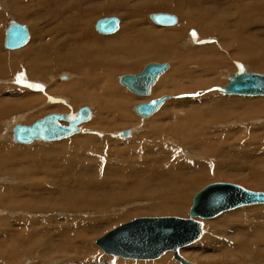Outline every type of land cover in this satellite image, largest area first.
Segmentation results:
<instances>
[{
	"label": "rangeland",
	"instance_id": "1",
	"mask_svg": "<svg viewBox=\"0 0 264 264\" xmlns=\"http://www.w3.org/2000/svg\"><path fill=\"white\" fill-rule=\"evenodd\" d=\"M30 1L31 0H0V131L3 132L2 129H4L2 127L4 125H1L2 120L9 119V123L12 118L15 120L14 117H17L19 113H22V116L24 117L26 116L25 119L23 118L24 120L20 119L21 123H17H20L22 125H31L32 123L50 113L67 115L69 113L73 114L83 106H87L91 109L92 118L89 122L80 126L79 134L73 135L69 138H64L60 141L49 143L36 142L31 145L19 146L18 144H14L11 139H8L10 135H12L11 130L10 132H8L10 133V135L7 136L8 142H0V149L4 146H8L17 152L22 151L25 155L24 159H17L18 157L14 156L13 158L15 161L12 160L13 158L11 159V161L3 155L1 156L0 151V165L2 169H5V167L11 166L13 164H17L18 168L19 166L22 167V172L26 171L23 173L31 174L32 171L33 176L31 177V179L33 180H31L30 183L29 180L26 181L24 179L22 181L21 175L18 172H8L4 170L0 171V199L2 198L1 196L5 193L12 196L11 198L14 200L15 195L17 197L20 196L21 198L19 197V199L17 200L19 202H24V200H28L29 197L32 196H35L36 198V201H34L33 204L35 208L32 206V208H29L30 210L27 208L19 209L18 207L8 208L6 206H3L0 202V264H149L155 262H159L158 264H181L174 259L173 253L170 252L153 261H136L117 258L112 255L104 254L102 250L98 246H96L95 241L109 230L135 218H188V212L192 205V198L197 192L202 190L208 184L220 182L232 183L240 185L243 188L251 191L264 192V186L258 183L259 181H257L256 179L257 175L264 178V107H261L264 106V102H262V100H264V96L226 95L218 91L219 88H222L229 84L230 78L234 77V75L238 71H240V69H244L246 72L258 74H264V71H259V69L254 68L251 64V60L249 61L240 57L236 58L237 56L235 54L239 53L240 49L234 51L235 47H237L234 39L239 38L237 36L235 37V34H231L233 35H230L232 38L228 37L226 38L227 40H223V36L226 35L223 29L226 25L223 23V27L219 29V21L221 20H213L214 23H209L211 26L215 25L214 27L219 29V31L211 30L209 36H205L203 38L204 40H202L201 38V40H198V42H196L195 40L199 32L194 29L195 27L191 28L190 31H188L186 35L180 39L179 42L173 45L176 47H172L176 55L173 60H156L155 54L160 53L161 47H159V45L163 43V41L157 38V36L160 35V30L172 29L177 27L178 25H181V16H179L175 12V10H182V12H185L189 9L197 10V6H201L203 4L205 8V15H210L212 9H215V11L213 12L217 13L216 8H212L211 4L207 3V5H205L206 0H33L31 4ZM257 1L242 0L241 3L242 6H244L245 4L248 5V3L253 6L264 4V0H260V2L259 0ZM217 2L222 6L221 10L227 9V12L230 8L235 6L234 1L232 0H218ZM241 3L239 4L241 5ZM162 4H164L165 6H161ZM68 5L70 7V11L67 12ZM234 11L235 13H238L239 7L236 6L234 8ZM85 12H87L86 16L87 19H89L87 28L88 32H90V42L86 47L87 49H91L95 43L101 47L104 45L102 48H105V46H109L108 42H111L112 39L114 40V37H116L117 39L119 34L120 36H123L125 34L123 32L125 31L127 33V30H125V25L131 24L134 27L133 31L130 32L132 33L131 36L136 37L140 33H142L143 35L142 39L145 43V49L144 51H142L143 54L140 55L141 60L145 61H140V63H138L137 65L136 63L132 64V67H130V69H128L127 71L124 70L123 72H120V70H117V72L110 71L112 73L111 74L108 69L101 67V71H99L100 73H94L90 71L91 69H89V63L93 62V57L99 56L101 53L104 54L105 52H110L106 48V50H102V48H99L98 55L94 54L93 52L87 54L84 63L88 65V68H83L84 70L78 73L76 70L74 71L73 69L61 66L60 63L58 64V66L57 64L55 65L53 61L54 57L52 56L54 55V50L53 52H51V54L49 52L44 53L43 55L40 54V48H42L45 44L52 41L54 43L56 42L55 32L58 30H55L53 32V29L59 28L62 25V20H58L59 16L64 15V19L66 17L69 19L73 16L76 19H81L80 15L82 13L84 14ZM92 12H94V14L89 17ZM155 13H167L174 15L176 17V24L170 27L156 25L150 20V16ZM230 14L234 15V13L232 12ZM111 16H115L119 19L118 30L111 35L99 34L95 29L96 22L99 19ZM202 17L203 16H200L193 21H204ZM212 18L215 19L214 17ZM11 21L23 24L28 29V43L24 47L17 50H7L3 46L5 31ZM222 21L224 20L222 19ZM260 22L261 20L257 23L251 24V31L246 32V35H244L245 37L242 36V40L244 38L249 39L251 36V39L245 45L247 46V44L251 43L254 48L253 51L255 52L257 49L255 44L258 41H262L264 43V24L261 25ZM229 23L232 24L231 21L228 20V25L230 26ZM245 24V27H249L247 26V22H245ZM228 30L231 33L235 32V29L232 27H229ZM76 33L78 32H74V34ZM130 33H127V35H129ZM65 38H67L66 33L64 34V36H62L61 39L64 40ZM154 38H156L155 42H153ZM77 39H75L76 42H78ZM228 40H230V42H227ZM118 42L122 44L120 40ZM156 43H158L159 45ZM222 43L226 45H229L230 43V50L223 49L224 46ZM32 45V50L27 54V52L30 50V46L32 47ZM186 45L192 47H197L198 45H210V47L208 46L206 51L210 52L215 50L214 52L222 57L218 60H214L216 55L211 58L209 57V53V55L207 54V57L206 55L203 56L202 54L204 53V51H199L201 53L195 55L194 52H186V50L185 52L187 54L185 53L184 56L183 49L186 48ZM121 46L123 47L124 44H122ZM242 46L244 45L242 44ZM36 49L38 50L36 51ZM119 49L120 48L117 49V55L121 53ZM60 53H62V55L66 54L65 51H60ZM32 55H39L37 61L38 65L32 62ZM115 55L116 53L113 52V55L109 56L108 62L113 63L118 61L119 58H117V55L115 57ZM41 56H43L44 59L47 60L43 61L41 59ZM126 56L127 54H125V57ZM178 56H183L186 59ZM189 57V61H192L194 59L190 64H188ZM88 58L90 59L88 60ZM111 59H114L115 61H112ZM1 60L3 61L2 63ZM48 60H52L51 66L46 65V63H48ZM179 60L181 61L179 62ZM153 62L159 64H167L168 70L158 79L149 96H136L120 84V76L125 74L140 73L145 65ZM55 63H57V61H55ZM199 64H202L201 68L197 66ZM127 66L130 65L128 64ZM27 74L30 75L27 76ZM82 74L86 76L90 75L91 79L97 83H93L90 79H87L89 82L87 80L85 81V79H83L81 76ZM68 75L72 77H69ZM91 75L94 77H92ZM181 76H185L186 78H183L180 80L181 82H178L176 77L179 78ZM63 77L65 79H63ZM50 78H55V81H52L53 83L50 82ZM97 78L99 79V81H101L99 82ZM21 79H25L33 86H35L36 83L37 85L35 86V88L24 86L22 85ZM106 79L108 82L109 80H111L113 82L112 85L115 86L113 87L109 85L111 84V81L108 84ZM213 80L218 81H216L214 83L215 85L212 86ZM86 82L87 84H85ZM55 83H69L73 85H78L79 83L81 84L80 88L83 94H90L92 96L95 95L98 98H103L104 102L101 101L100 98L99 102L103 104L105 108L103 109V115L105 112L107 113H105L102 118L104 119L105 117L106 122L108 121L111 124L113 123L115 125H118V127L114 126L109 130H106L104 128H92L91 124L97 117V109L95 108L98 107L94 103L73 105L70 102L71 97L68 95L64 97H50V94L46 93L45 86L47 84L54 85ZM96 85L101 87H97ZM92 86L94 87V89H98L94 90L92 89ZM110 88H112L114 91H112ZM114 93H117V96ZM36 94L38 98H41V102H39L38 104L36 100L37 98H33L34 100L32 99V97H36ZM162 96H166V100L161 105V107L148 119H141L134 112V108L136 105L147 103L150 100L157 99ZM121 97L128 98V101L123 102L122 100H119L118 98ZM224 97L228 98L229 100H222L221 98ZM65 98L69 100H66ZM235 98H238L239 100ZM241 100H244L247 103L240 104ZM176 101H179L181 105L183 103L184 106L173 108L171 106V103H175ZM233 101H238L236 106L230 105ZM17 102L19 105L21 104L20 106H22L20 107V109L18 108L19 111L16 106ZM20 102L25 103L23 104ZM109 102L111 104H109ZM68 103L70 106L68 105ZM253 105H255L257 110L253 109ZM50 106H60L63 110L56 111L49 108ZM217 106L225 107L218 110L219 108ZM12 108H14L15 111ZM5 109L11 110L7 112L5 111ZM176 109L178 110L176 111ZM233 109L234 111L231 112ZM240 109L242 111L241 116L244 118L246 117L245 119H240L237 116V113ZM3 110L5 111V113ZM188 110H195L198 116V123L196 121L198 126L196 125V127H194V129H192V132L190 133L186 132L188 129H185L186 125H183V121L187 119ZM205 110H207V112L210 110H215L214 115L208 113L201 114ZM161 111L163 113L168 112V118L162 117L163 113ZM222 111H225V113L229 111L232 114L227 113L226 115L229 117L223 116L222 118L217 119L216 114ZM170 112H172V115L170 114ZM156 115H158L160 118L158 117L156 119L155 124H153L152 122L148 123V121H150V119L155 117ZM122 116H129L130 118H132L131 124L129 126L122 122ZM115 117L118 119H115ZM137 120L139 122H137ZM149 124H151V126ZM171 125L173 127L175 126V128H171ZM8 127L10 126H6V129H8ZM156 127L158 129H156ZM167 127L171 130H169ZM126 130H133V133L129 138L123 139L117 135L120 131ZM154 132L160 133L156 134ZM83 139H89L93 141L91 144L92 147H90V145H88L87 149L83 147H79V149L74 147L75 149H77L75 150L74 148H72L73 146L69 144L66 146V151L68 152L67 154L70 155L71 152L78 151L76 154L79 155L78 157L81 156L80 159L78 158V160H84L85 164H88H86L87 169L96 168V170L99 171V177L97 175H95L94 177H91L89 174L83 175V173L85 172H78L80 170L77 171L72 167L70 172L61 175V172H59L61 170L56 164L59 163V161H61L63 157L54 158L48 155L45 156V151L50 150L48 149L50 147L63 145L72 140H79L80 142L86 143V141ZM202 142H207L209 145H211L207 146V149H203L198 145ZM136 145L141 146L140 148H137ZM130 147L132 149H130ZM156 147H161L162 150L167 152L169 151V155L171 154L169 160H166L164 163H160V166L158 164L156 166L152 165L148 166V168L146 167L145 169H142L143 164H141V162L145 161L143 159L145 153L142 152L148 150L147 153H149V155L152 157L154 151L150 150H153ZM211 147H214V149L212 150ZM95 148H100L101 150H97ZM96 150L98 152L100 151L99 153L101 154H98ZM157 155L159 156L160 154ZM124 157L126 158V160L124 159ZM53 159H55V161H53ZM51 161L53 162L51 163ZM128 162L131 165L128 164ZM21 163L24 164V166ZM89 163L91 164V166ZM97 163H99L100 165H97ZM123 163L125 164L123 165ZM133 163L141 164V166L136 165L133 167L137 169V167L139 166V169L137 170L141 174L142 179L145 180V183L142 182L144 184L143 189H139L140 184H135V182L131 179V177L135 175V171L130 172L128 171V169H130V167L133 168ZM108 164L113 168L116 165L115 169H113L112 167H109V169L107 166ZM162 166L163 168H165V170L162 171L165 172L161 173L159 169H161ZM171 168L174 171H171ZM27 169L31 171L29 172ZM106 169L108 170V172L105 171ZM72 170L76 172H73ZM142 170H146V173L142 174ZM205 171L212 173L210 178H204L206 180L197 185L196 189L193 187L195 190L189 189L187 194H185L186 196L182 195L179 196V199H171L168 202H172L169 205H175L178 210L181 209L179 212H167L164 214L161 213L160 215L158 214L160 213L158 211H161V209L145 213L138 212L137 214L132 215L131 211L134 209L141 207L154 208L162 204L161 200H159V198H156L155 196L145 197L147 195H151L153 191L155 192L161 190L157 189L156 186H154L160 184L159 178L161 176L164 177V179H167V176L169 175L170 177L168 178H176V183L180 187H175V189L178 190L185 187L188 188L187 185L192 177L196 178L197 180L201 178L203 179V176L205 175L203 173ZM33 172H35V175H33ZM112 173H116L118 176L115 174L116 178L115 175H112V177ZM12 177L20 178L21 183L19 184L15 182V179L13 180ZM79 178L83 179L80 180ZM34 180H37L40 183L37 184L38 189L31 190L35 187L33 185H30L32 184V182H34ZM89 180H93V185L87 183L90 182ZM167 181H165L166 188L167 185H169V181ZM58 182L59 184H57ZM60 182H62V184ZM63 185L65 188L63 187ZM89 185H92L93 188H91ZM257 185L258 187L261 185V187L258 188ZM147 186L154 187L146 188ZM153 188L154 190H152ZM57 189L69 190L70 192L67 195V198H61V190H58V193ZM122 189L127 192L134 191V193L136 194L141 193L140 190H142L143 194L134 197L126 195L122 199L120 196L115 195L116 190L117 192H121L120 190ZM103 190L104 193H102ZM163 190L165 191L166 189L163 188ZM176 190L174 191L178 192ZM54 192H56L57 196H54ZM50 193L52 194L51 196L49 195ZM76 193H82L81 195L84 196L79 201L82 206L85 205L84 207L76 208L70 206L66 209H56V211L50 209L48 204L49 202L51 204H54L52 202H54L55 200L59 201L58 199L69 200L73 202V200L76 199ZM48 195L50 197H53L52 202L48 200ZM54 197H57L58 199L56 198L54 200ZM89 202L91 204L90 207L86 206V204H88ZM162 208L163 210L168 211V208H164L163 206ZM180 212L182 213L180 214ZM31 220H33L34 224L33 226H29L32 228V231L28 233L26 232L28 231L27 223ZM200 222L203 224V231L200 238L196 242L190 244L189 246H186L180 251V256L185 260L187 264H264V205L241 207L228 213H224L215 219ZM27 239H32L33 241V245L31 246V248L27 244ZM49 242H52V244L50 245ZM24 243H26L27 245H25ZM87 246L88 248H86ZM31 249L33 250L31 251ZM7 254H9V256ZM164 256L168 258H165ZM107 257H109L110 259ZM162 257L165 258L164 261L162 260Z\"/></svg>",
	"mask_w": 264,
	"mask_h": 264
},
{
	"label": "bare ground",
	"instance_id": "2",
	"mask_svg": "<svg viewBox=\"0 0 264 264\" xmlns=\"http://www.w3.org/2000/svg\"><path fill=\"white\" fill-rule=\"evenodd\" d=\"M43 1V0H42ZM71 1V0H70ZM209 1H212V2H209ZM218 0H216V1H214V0H206L205 1V5H207V3H209V4H211L212 5V8H216V10H217V13H215V12H213V11H215V9H212L211 10V12H210V15H205L204 14V11H205V8H204V5L202 4L201 6H197V10H187V11H185V12H182V10H175V12L179 15V16H181V18H180V20H181V25L179 26H177V27H175V28H172V29H164V30H160V35L159 36H157V38L159 39V40H161V41H163V43L161 44V45H159L158 43H156V44H158L159 45V47H161L160 48V53H157V54H155V57H156V60L157 59H159V61L161 60V61H166V60H173V58L176 56L175 55V52H174V47L175 46H173L174 44H176L177 42H179L180 41V39L183 37V36H185L186 35V33L188 32V31H190V29L191 28H193V27H195L194 29H196L198 32H199V34L197 35V37H196V42H198V40H201V38H202V40H204L203 38L206 36H209V34H210V32H211V30H215V31H219V29H221V27H223L222 25H223V23L226 25L225 26V28L223 29V31L226 33V35L225 36H223L224 38H222L223 40L224 39H226V38H228V37H231V36H233V35H231V34H235V37L237 36L239 39H234L235 40V44L237 45V47H235V49H234V51L235 50H238V49H240V52L239 53H237V54H235L237 57L236 58H238V57H240V58H242V59H246V60H251V64L253 65V67L254 68H256V69H259V71H264V43L261 41H258L256 44H255V46L257 47V49H256V52L255 51H253V46L251 45V43L250 44H247V46H249V47H247L245 44L251 39V36H250V38L249 39H243L242 40V36H244V35H246L245 33L246 32H249V31H251V24H254V23H257L258 21H260L261 20V25L262 24H264V4H259V5H257V6H253V5H251V4H249L248 3V5L247 4H245L244 6H242V0H232V1H234V3H235V6L234 7H232V8H230L229 9V11L227 12V9H225V10H221V5H219L218 4V2H217ZM231 1V0H230ZM244 1V0H243ZM251 1H257V0H251ZM33 2V0H31L30 1V4ZM258 2V1H257ZM259 2H260V0H259ZM239 3H241V5L239 4ZM247 3V2H246ZM261 3H263V2H261ZM65 4V3H64ZM79 4V3H78ZM66 5H67V3H66ZM215 5H219V6H215ZM161 6H165L164 4H162ZM236 6H238L239 7V12L238 13H235V11H234V8L236 7ZM79 7V6H78ZM77 8V7H76ZM122 8V7H121ZM98 10V9H97ZM138 10V9H137ZM172 10V9H171ZM68 11H70V7H69V5H68V7H67V12ZM173 11V10H172ZM222 11H226V12H222ZM47 12V11H46ZM89 12H91V11H89ZM234 13V15H231L230 13ZM49 13V12H48ZM86 13L87 12H85L84 14L82 13L80 16H81V19L79 18V19H76V18H74V16L73 17H71V18H65L64 19V15H61V16H59L58 17V20H62V25L59 27V28H55V29H53V32L55 31V30H58V31H56L55 32V34H56V36H55V38H56V42L54 43L53 41L52 42H50V43H47V44H45L42 48H40V54H44V53H47V52H49L50 54H51V52H53V50H54V55H52L53 57H54V59H53V61H54V64L56 65L57 64V66H58V64L60 63L61 64V66H63V67H65V68H69V69H73L74 71L76 70L78 73H80L82 70H84L85 68H88V65H86L85 63H84V61H85V59H86V57H87V54H89L90 52H93L94 54H96V55H98L99 53V48H102L101 46H98V44H94L93 45V47L91 48V49H87L86 47H87V45L89 44V42H90V40H89V37H90V32H88V28H87V25L89 24V19H87V16H86ZM35 14V13H34ZM62 14V13H61ZM92 14H94V12H92L90 15H89V17H91V15ZM156 15L158 14V15H169V16H172V17H174V19H175V21H176V17L174 16V15H172V14H167V13H155ZM152 15H154V14H152ZM151 15V16H152ZM94 16V15H93ZM151 16H150V20L152 21V19H151ZM200 16H203L202 17V19L204 20V21H199V22H194L193 20H195V19H197L198 17H200ZM221 16H223V17H221ZM79 17V16H78ZM212 17H214L215 19H213ZM231 17H233V18H231ZM19 18H21V17H19ZM222 19L224 20V21H222ZM21 20V19H20ZM100 20V19H99ZM213 20H221V21H219V23H220V28L219 29H217L216 27H214L215 25H213V26H211L209 23H212L213 22ZM228 20L229 21H231V23L232 24H230V26L228 25ZM23 21V20H22ZM16 23V22H14V21H11L10 23H9V25L11 24V23ZM153 22V21H152ZM245 22H247V26H249V27H245L246 26V24H245ZM18 23V22H17ZM97 23V22H96ZM214 23V22H213ZM20 24V23H19ZM176 24V22L174 23V24H172V25H170V26H173V25H175ZM244 24H245V26H244ZM8 25V26H9ZM23 25V24H22ZM157 25V24H156ZM25 26V25H24ZM96 26V25H95ZM118 26H119V24H118ZM159 26H162V25H159ZM170 26H166V27H170ZM229 27H232V28H234L235 30V32H233V33H231L228 29H229ZM264 27V26H263ZM8 28V27H7ZM7 28H6V30H7ZM27 28V27H26ZM96 29V28H95ZM133 29H134V27L131 25V24H127V25H125V30H127V33H130L131 31H133ZM159 30V29H158ZM124 31V30H123ZM136 31V30H135ZM138 31V30H137ZM6 32V31H5ZM27 32H28V29H27ZM74 32H78V33H76V34H74ZM221 32V31H220ZM67 34V38H65L64 40H62L61 38H62V36H64V34ZM123 33H125L123 36H120V34L118 35V37H117V39H116V37H114V40L112 39V41L110 42H108V45L109 46H105V48L107 49V50H109L110 52L109 53H101L99 56H96V57H93V62L92 63H89L90 64V68L89 69H91L90 71L91 72H99V71H101L100 70V68L101 67H103V68H105V69H108L109 70V72L111 71V72H117V70L119 71L120 70V72L122 71H124V70H128V69H130V67H132L131 65L132 64H135L136 63V65L138 64V63H140V61H142V62H144L145 60H141V55L140 54H143V52L142 51H144V49H145V43H144V40L142 39V37H143V35H142V33H140L138 36H136V37H133V36H131V34L132 33H130L129 35H127V33H126V31L125 32H123ZM122 33V34H123ZM40 34V33H39ZM136 34V33H135ZM222 34V33H221ZM224 34V33H223ZM46 35H48V34H46ZM45 35V36H46ZM231 35V36H230ZM264 35V34H263ZM69 36V37H68ZM256 36V35H255ZM245 37V36H244ZM254 37V36H253ZM252 37V38H253ZM4 38H5V35H4ZM69 38V39H68ZM78 38V39H77ZM232 38V37H231ZM256 38V37H255ZM41 39V38H40ZM75 39H77L78 40V42H76L75 41ZM116 39V40H115ZM28 40H29V35H28ZM37 40V39H36ZM121 41L122 42V44H124V46L122 47L121 45V43L120 42H118V41ZM155 40H156V38H154L153 39V42H155ZM227 40V39H226ZM95 41V40H94ZM128 41H130V42H128ZM151 42V41H150ZM193 42V41H192ZM217 42V41H216ZM227 42H230V40H228ZM27 43H28V41H27ZM26 43V44H27ZM185 43V42H184ZM187 43V42H186ZM25 44V45H26ZM121 44V45H120ZM205 44V43H204ZM223 44V43H222ZM242 44L244 45V46H242ZM24 45V46H25ZM3 46H4V42H3ZM23 46V47H24ZM208 46L210 47V45H203V46H197V47H192V46H188V45H186V48H184L183 50H184V52H183V54H184V56H185V53L186 52H188V51H192V53L194 52L195 53V55L196 54H198V53H201V52H199V51H204V53L202 54L203 56H205L206 55V57L210 54V56L209 57H211V58H213V56L214 55H216L215 56V59L214 60H218V59H220L222 56H220L219 54H217V53H215L214 51L215 50H213V51H210V52H207L206 50H207V48H208ZM221 46V45H220ZM223 46H224V48L223 49H225V50H230V48H231V46H230V43H229V45H226V44H223ZM232 46H233V44H232ZM170 47V48H169ZM173 47V48H172ZM5 48V47H4ZM31 48H33V45H32V47L30 46V50L27 52V54L32 50ZM37 48V47H36ZM105 48H102V50L103 49H105ZM118 48H120L119 50H120V54L119 55H117V49ZM176 48V47H175ZM6 49V48H5ZM105 49V50H106ZM113 50V52L114 53H116V55H117V58H119L118 59V61H116V62H108V58H109V56L110 55H113V52H112V50ZM8 50V49H7ZM38 49H36V51H37ZM185 50H186V52H185ZM60 51H65V53L66 54H68V55H62V53H60ZM178 51V50H177ZM207 52V53H206ZM24 53H26V52H24ZM181 53V52H180ZM191 53V54H192ZM209 53V54H208ZM125 54H127V56L125 57ZM187 54V53H186ZM208 54V55H207ZM92 55V54H91ZM90 55V56H91ZM116 55H115V57H116ZM178 55V54H177ZM24 56V55H23ZM51 56V57H52ZM62 56V57H61ZM82 56H84V57H82ZM95 56V55H94ZM187 56V55H186ZM193 56H194V54H193ZM192 56V57H193ZM178 57H183V56H178ZM7 58H8V56H7ZM16 58V57H15ZM18 58V57H17ZM22 58V57H21ZM38 58H39V55H32L31 56V60H32V62L33 63H36V65H38L37 64V61H38ZM184 59H186L185 57H183ZM233 58V57H232ZM10 59V58H9ZM41 59L43 60V61H45V60H47V59H44V57L43 56H41ZM49 59H51V58H49ZM90 58H88V60H89ZM184 59H182V60H184ZM189 59H190V57L188 58V61H189ZM15 60V59H14ZM92 60V59H91ZM112 60V59H111ZM114 60V59H113ZM112 60V61H113ZM194 60V59H193ZM192 60V61H193ZM41 61V60H40ZM55 61H57V63H55ZM115 61V60H114ZM120 61H122V62H120ZM129 61V62H128ZM181 60H179V62H180ZM186 61V60H185ZM184 61V62H185ZM191 60L189 61V63L188 64H190L191 62H192ZM3 61L1 60V63H2ZM47 62V61H46ZM88 62V61H87ZM86 62V63H87ZM128 62V63H127ZM175 62H177V61H175ZM184 62H181V63H184ZM127 63V64H126ZM167 63V62H166ZM197 63H199V62H197ZM215 63V62H214ZM130 65V66H127V65ZM149 64H156V63H149ZM149 64H147V65H149ZM159 64V63H158ZM179 64V63H178ZM193 64V63H192ZM13 65V64H12ZM25 65V64H24ZM43 65V64H42ZM45 65V64H44ZM46 65H48V66H51L52 65V60L50 61V60H48V63H46ZM147 65H145V66H147ZM161 65H163V64H161ZM164 65H166V69H165V71L162 73V74H160V75H158V77L156 78V80H155V82L154 83H152L151 85H150V87H148V95L146 94V95H137V94H135V93H132L130 90H128V88L126 87V86H124L129 92H131L132 94H134V95H136V96H141V97H146V96H149L150 95V93H151V91H152V88L154 87V85L156 84V82L158 81V79L168 70V65L167 64H164ZM185 65V64H184ZM187 65V64H186ZM201 65L202 64H199V65H197V66H199L200 68H201ZM211 65V64H210ZM209 65V66H210ZM28 66V65H27ZM31 66V65H30ZM144 66V67H145ZM179 66V65H178ZM181 66V65H180ZM36 67V66H35ZM30 68V67H29ZM28 68V69H29ZM84 68V69H83ZM102 68V69H103ZM184 68V67H183ZM18 69V68H17ZM132 69V68H131ZM144 69V68H143ZM142 69V70H143ZM26 70H27V68H26ZM171 70V69H170ZM255 70V69H254ZM37 71V70H36ZM86 71V70H85ZM106 71V70H105ZM104 71V72H105ZM240 71H243L244 73H251V72H246L244 69H240ZM240 71H238V72H240ZM33 72V71H32ZM110 72V73H111ZM29 73V72H28ZM41 73V72H40ZM100 73V72H99ZM107 73H108V71H107ZM125 73V72H124ZM234 73V72H233ZM83 74H84V72H83ZM81 75L82 76V78L83 79H85V81L87 80V79H90L93 83H97V82H94L92 79H91V77H90V75L89 76H86V75ZM91 74V73H90ZM93 74V73H92ZM112 74V73H111ZM120 74V73H119ZM137 74H139V73H137ZM169 74V73H168ZM258 74V73H257ZM30 75V74H29ZM28 74H27V76H29ZM36 75V74H35ZM34 75V76H35ZM40 75V74H39ZM42 75V74H41ZM44 75V74H43ZM94 75V74H93ZM106 75V74H105ZM125 75H134V74H125ZM33 76V75H32ZM37 76V75H36ZM69 76V75H68ZM67 76V77H68ZM92 76V75H91ZM123 76V75H122ZM69 77H72V76H69ZM92 77H94V76H92ZM95 77H96V75H95ZM99 77V76H98ZM121 77V76H120ZM167 77V76H166ZM100 78V77H99ZM106 78V77H105ZM104 78V79H105ZM110 78V77H109ZM177 78V80H178V82H181L180 80L181 79H183V78H186L185 76H181V77H176ZM233 78V77H232ZM55 78H50L49 79V81L50 82H52V81H55L54 80ZM63 79H65L64 77H63ZM94 79H96V78H94ZM98 79V78H97ZM226 79V78H225ZM18 80V79H17ZM22 80V85H24V86H29L30 88H35V86L37 85V83H36V85L35 86H33L32 84H30L28 81H26L25 79H21ZM164 80V79H163ZM176 80V81H177ZM228 80V79H227ZM80 81V80H79ZM88 81V80H87ZM98 81H99V79H98ZM101 81V80H100ZM99 81V82H100ZM103 81V80H102ZM105 81V80H104ZM106 81H107V79H106ZM111 80H109V82H110ZM184 81V80H183ZM216 81H218V80H213L212 81V86L213 85H215L214 83L216 82ZM89 82V81H88ZM108 82V81H107ZM109 82H108V84H109ZM119 82H120V78H119ZM164 82V81H163ZM53 83V82H52ZM111 84H109V85H111V86H113L112 84H113V82L111 81L110 82ZM161 83V82H160ZM35 84V83H34ZM85 84H87V82L85 83ZM101 84V83H100ZM104 84V83H103ZM80 85L81 84H79L78 83V85H73V84H65V83H55L54 85L52 84V85H49V84H47L45 87H46V93L47 94H50V97H53L54 98V96L55 97H61V96H66V95H68V96H70L71 98H70V102L73 104V105H81V104H95L98 108H95V109H97V117L94 119V121H93V123L91 124V127L92 128H98V129H102V128H104V129H106V130H109V129H112L114 126H117L118 127V125H115V124H111V123H109L108 121L106 122L105 121V117H104V119L102 118V116H104L105 115V113H107V112H105L104 113V115H103V109H105L104 108V106H103V104H101L99 101L101 100V101H103V98H100V100H99V98L98 97H96L95 95L94 96H92V95H90V94H83L82 92H81V88H80ZM89 85V84H88ZM91 85V84H90ZM92 85H95V84H92ZM105 85V84H104ZM159 85V84H158ZM38 86H39V84H38ZM43 86H44V84H43ZM82 86H84V85H82ZM85 86H87V85H85ZM97 86V85H96ZM95 86V87H96ZM115 86V85H114ZM113 86V87H114ZM123 86V85H122ZM160 86V85H159ZM218 86V85H217ZM93 87V86H92ZM97 87H101V86H97ZM173 87V86H172ZM174 87H176V86H174ZM92 89H94V87L92 88ZM92 89H91V91H92ZM96 89H98V88H96ZM96 89H94V90H96ZM112 91H114L112 88H110ZM174 89V88H173ZM87 90V89H86ZM104 90V89H103ZM171 90V89H170ZM89 91V90H88ZM93 92H96V91H93ZM92 92V93H93ZM99 93V92H98ZM112 93V92H111ZM32 94V93H31ZM31 94H30V96H31ZM35 94V93H34ZM100 94V93H99ZM102 94H103V92H102ZM116 96H117V93H114ZM193 94H195V93H193ZM105 95V94H104ZM110 95H112V94H110ZM114 95V96H115ZM120 95V94H119ZM36 97H32V99L33 98H37L36 100H37V104L39 103V102H41V98L39 97H37V94L35 95ZM39 96V95H38ZM107 96H109V95H107ZM121 96V95H120ZM47 97H49V96H47ZM109 97H111V96H109ZM113 97V96H112ZM163 97V96H162ZM162 97H160V98H162ZM261 97H263V96H261ZM30 98V97H29ZM108 98V97H107ZM114 98V97H113ZM160 98H157V99H153V100H150L149 102H147V103H150V102H155V101H157V100H159ZM166 96H165V100H166ZM27 99V98H26ZM51 99V98H50ZM64 99V98H63ZM66 100H69V99H67V98H65ZM110 99H112V98H110ZM116 99V98H115ZM119 100H122L123 102H126V101H128V98H126V97H121V98H118ZM130 99V98H129ZM222 100H229L228 98H221ZM235 99H238V98H235ZM6 100V99H5ZM34 100V99H33ZM118 100V101H119ZM164 100V101H165ZM239 100V99H238ZM262 100V99H261ZM28 102V101H27ZM67 102H69V101H67ZM104 102V101H103ZM102 102V103H103ZM231 102V101H230ZM262 102H264V100H262ZM20 103H23V102H20ZM25 103V102H24ZM23 103V104H24ZM65 103H66V101H65ZM107 103V102H106ZM164 103V102H163ZM173 103L174 102H172L171 103V106L173 107V108H177V107H179V106H184V104L182 103V105H181V103L178 101H176L175 103H174V105H173ZM233 103H235V104H233ZM237 103H238V101H233L230 105H233V106H236L237 105ZM243 103H247L246 101H244V100H241V102H240V104H243ZM28 104V103H27ZM36 104V105H37ZM109 104H111L110 102H109ZM125 104V103H124ZM141 104H146V103H141ZM4 105V104H3ZM21 105V104H20ZM19 104H18V102L16 103V106H17V109L19 108L20 109V107H22V106H20ZM52 105V104H51ZM66 105V104H65ZM65 105H63V106H65ZM68 105H69V103H68ZM138 105H140V104H138ZM138 105H136V106H138ZM263 105H264V103H263ZM70 106V105H69ZM109 106V105H108ZM136 106H135V108H136ZM239 106H241V105H239ZM29 107H31V106H29ZM87 107V106H86ZM94 107V106H93ZM107 107V106H106ZM161 107V106H160ZM181 107V108H182ZM215 107V106H214ZM218 107V106H217ZM225 107V106H224ZM223 106H219L218 108V110H220L221 108H224ZM261 107H264V106H261ZM27 108V107H26ZM49 108H51V109H53V110H63L62 109V107H60V106H50ZM89 108V107H88ZM135 108H134V112H135ZM228 108H232V107H228ZM7 109H8V107H7ZM7 109H5V111H7V112H9L10 110H7ZM12 109H14V108H12ZM16 109V110H17ZM19 109H18V111H19ZM46 109V108H45ZM108 109H109V107H108ZM168 109V108H167ZM189 109V108H188ZM237 109H239V108H237ZM242 109V108H241ZM241 109L238 111V113L237 112H235V113H237V116L241 119H243L244 117H242L241 115H242V111H241ZM253 109L254 110H257L256 109V107H255V105H253ZM89 110H90V118H89V120L88 121H86L85 123H87V122H89L90 121V119L92 118V111H91V109L89 108ZM158 110V109H157ZM156 110V111H157ZM175 110V109H174ZM178 109H176V111H177ZM216 110V109H215ZM214 110V111H215ZM4 111V110H3ZM5 111H4V113H5ZM14 111H15V109H14ZM21 111V110H20ZM107 111V110H106ZM110 111V110H109ZM155 111V112H156ZM214 111L213 110H210V111H208L207 112V110H205V111H203L201 114H205V113H208V114H211V115H214ZM226 111V110H225ZM225 111L223 112H218L217 114H216V118L217 119H219V118H222L223 116L225 117H229V116H227L226 114L227 113H231V112H233L234 111V109L231 111V112H226L225 113ZM6 112V113H7ZM77 112V111H76ZM76 112H74L73 114H66L67 116H72V115H74V114H76ZM154 112V113H155ZM162 112V111H161ZM2 113V112H1ZM111 113H112V110H111ZM136 113V112H135ZM154 113H152L150 116H152ZM160 113V112H159ZM163 113V112H162ZM224 113V114H223ZM40 114V113H39ZM38 114V115H39ZM50 114H57V113H50ZM170 114L172 115V112H170ZM174 114V113H173ZM232 114V113H231ZM7 115V114H6ZM43 115V114H42ZM47 115H49V114H47ZM136 115L138 116V117H140L141 119H148L150 116H146V117H142V116H139L137 113H136ZM160 115H162V114H160ZM8 116V115H7ZM19 116V117H18ZM17 117H14L15 118V120L12 118V120L8 123V120H2L1 122V125H4V126H2L4 129H2L3 130V132H1L0 131V142H8L7 140L8 139H11L12 141H13V143L14 144H18L19 146L20 145H22V144H19V143H16L14 140H13V132H12V135H10V133H8V132H10L11 130H13V127L14 126H21L22 124H20L21 123V120L20 119H25V117L24 116H22V113H19V115H18ZM46 116V115H45ZM108 116V115H107ZM116 116V115H115ZM168 112L166 113V112H164L163 113V116L162 117H164V118H168ZM159 116L158 115H156L155 117H153V118H151L150 119V121H148V123L149 122H152L153 124H155V121H156V119L158 118ZM109 118V117H108ZM160 118V117H159ZM197 118H198V116H197V112L195 111V110H188V113H187V119H185L184 121H183V125H186V127H185V129H188L186 132L187 133H190V132H192V129H194V127H196V125L198 126V121H197ZM212 118H213V116H212ZM246 118V117H245ZM244 118V119H245ZM23 119V120H24ZM115 119H118V118H116L115 117ZM123 119V120H122ZM40 120V119H39ZM39 120H37L36 122H38ZM107 120V119H106ZM121 120H122V122H124L126 125H130L131 124V120H132V118H130L129 116H122V118H121ZM142 121V120H141ZM146 121V120H145ZM196 121H197V123H196ZM18 122H20L19 124H17ZM137 122H139L138 120H137ZM180 122V121H179ZM85 123H83V124H85ZM118 123V122H117ZM157 123V122H156ZM31 124V123H30ZM33 124V123H32ZM31 124V125H32ZM63 124H66L65 122L63 123ZM123 124V123H122ZM140 124V123H139ZM206 124V123H205ZM82 125V124H81ZM81 125H79L78 127H79V129H80V126ZM150 126H151V124H149ZM6 126H10V127H8V129H6ZM23 126H30V125H22V127ZM88 126V125H87ZM121 126V125H120ZM172 126V125H171ZM133 127V126H132ZM131 127V128H132ZM169 127V126H168ZM167 127V128H168ZM171 128H175V126L173 127H171ZM177 128V127H176ZM134 129V128H133ZM155 129V128H154ZM156 129H158L157 127H156ZM155 129V130H156ZM169 129V128H168ZM160 130V129H159ZM158 130V131H159ZM169 130H171V129H169ZM168 130V131H169ZM175 130H177V129H175ZM87 131V130H86ZM128 131V134H127V136H125V137H121L120 136V132H127ZM135 131V130H134ZM153 131V130H152ZM117 135L120 137V138H123V139H127V138H129L130 137V135H132V133H133V130H126V131H120ZM164 132V131H163ZM162 132V133H163ZM170 132V131H169ZM80 133V130H79V132H77V133H75V134H72V135H69V137H71V136H73V135H76V134H79ZM154 133H156V132H154ZM158 133H160V132H157L156 134H158ZM161 133V134H162ZM176 134V133H175ZM234 134V133H233ZM8 135H10V137L7 139V136ZM87 135V134H86ZM174 135V134H173ZM18 136H21V133H19V135ZM93 136V135H92ZM69 137H67V138H69ZM89 137V136H88ZM87 137V138H88ZM78 138V137H77ZM81 138V137H80ZM83 138V137H82ZM92 138V137H91ZM91 138H89V139H91ZM79 139V138H78ZM89 139H83V140H85L86 141V143H84V142H80L79 140L78 141H69L68 143H65V144H63V145H56V147H50V148H48V149H50V150H46L45 152H46V154H44L45 156L46 155H48V156H50V157H63L62 158V160L61 161H59V163H57L56 165H58L59 166V169L61 170V171H59V172H61V175H64V174H67L68 172H70L71 171V167L72 168H74V169H76L77 171L78 170H80V171H78V172H85V173H83V175L85 174V175H90L91 177H94L95 175H97L98 177H99V171H97L96 170V168L95 169H87V165L85 164V162H84V160H82V161H80V160H78V158L80 159V157H78L79 155L78 154H76L78 151H73V152H71L70 153V155H68L67 153V151H66V146L67 145H72L73 147L72 148H78L79 149V147H83V148H85V149H87L88 148V145H90V147H92L91 146V144H92V142L93 141H91V140H89ZM93 139V138H92ZM145 139V138H144ZM143 139V140H144ZM60 140H63V139H60ZM60 140H55V141H50V142H56V141H60ZM81 140V139H80ZM36 142H43V141H41V140H35V141H33L31 144H33V143H36ZM98 142V141H97ZM45 143H49V142H45ZM31 144H28V145H31ZM142 145V144H141ZM140 145V146H141ZM199 146H201L203 149H207L208 147L207 146H210L207 142H202V143H200V144H198ZM18 146V147H19ZM23 146V145H22ZM95 146V145H94ZM94 146H93V148H94ZM137 146V145H136ZM139 146V145H138ZM137 146V148H140V146L138 147ZM69 147V146H68ZM74 148V149H75ZM47 149V148H46ZM90 149V148H89ZM95 149H97V148H95ZM103 149V148H102ZM114 149V148H113ZM130 149H132L131 147H130ZM142 149V148H141ZM150 149V148H149ZM211 149L213 150L214 149V147H211ZM75 150H77V149H75ZM97 150H101L100 148L99 149H97ZM96 150V151H97ZM145 150V149H144ZM0 151H1V156L3 155L4 157H6L7 159H12L14 156H17L18 158L17 159H19V158H21V159H24L25 158V155H24V153L22 152V151H20V152H22V153H20V152H17V151H15L14 149H12V148H10V147H8V146H4V147H2L1 149H0ZM143 151V150H142ZM150 151H154V154H153V152H152V157L149 155V153H147L148 152V150H145V151H143L142 153H145L144 154V157H143V159L145 160V161H143V162H141V164H143V168L142 169H145L146 167L148 168V166H156V165H158L159 164V166H160V163H164L166 160H169V157H170V155H169V151L167 152V151H164V150H162L161 149V147L159 148V147H156L155 149H153V150H150ZM149 151V152H150ZM159 151V152H158ZM85 152H87V151H85ZM98 152V151H97ZM100 152V151H99ZM98 152V154H101V153H99ZM110 152H112V151H110ZM117 152V151H116ZM118 152H120V151H118ZM124 152V151H123ZM107 153V152H106ZM137 153H138V151H137ZM42 154H43V152H42ZM140 154V153H139ZM157 154H160L159 156L157 155ZM169 156H168V155ZM82 155V154H81ZM112 156V155H111ZM111 156H110V158H111ZM131 156V155H130ZM135 156V155H134ZM139 156V155H138ZM90 157V156H89ZM108 158H109V156H108ZM132 158V157H131ZM52 159V158H51ZM122 159H123V156H122ZM124 159L126 160V158L124 157ZM10 160H9V162H10ZM13 161H15L14 160V158L12 159ZM11 160V161H12ZM125 160H122V161H125ZM131 160V159H130ZM129 160V161H130ZM133 160V159H132ZM18 161V160H17ZM16 161V162H17ZM49 161H50V159H49ZM53 161H55V159H53ZM53 161H51V163L53 162ZM15 162V163H16ZM98 162V161H97ZM109 162V161H108ZM131 162V161H130ZM136 162V161H135ZM14 163V162H13ZM20 163V162H19ZM50 163V162H49ZM113 163V162H112ZM112 163H111V165H112ZM121 163V162H120ZM10 164V163H9ZM22 164V163H21ZM90 164V163H89ZM99 163H97V165H98ZM125 163H123V165H124ZM128 164H130L129 162H128ZM141 164L139 163V164H132V167L133 166H136V165H140L141 166ZM23 166H24V164H22ZM84 165H86V166H84ZM100 165V164H99ZM122 165V164H121ZM131 165V164H130ZM90 166H91V164H90ZM108 166V168L109 167H112V166H110L109 164L107 165ZM119 166V165H118ZM126 166H127V164H126ZM125 166V167H126ZM89 167V166H88ZM115 167H116V165L114 166V168L113 169H115ZM139 167V166H138ZM137 167V169H139ZM21 168L22 167H20L19 166V168L17 167V164H13V165H11V166H8V167H5V169H2V167H1V165H0V171H10V172H18L20 175H21V180L23 181L24 179L26 180V181H28L29 180V182L31 183V180H33V179H31V177H33L32 176V171L31 170H29V169H27L29 172L31 171V174L30 173H23V172H26V171H23L22 172V170H21ZM24 168V167H23ZM85 170H84V169ZM101 168V167H100ZM107 168V167H106ZM21 171H20V170ZM110 169V168H109ZM136 168H131L130 167V169H128V171H130V172H133V171H135V175H133V177H131V179L135 182V184H140V188L139 189H143V186H144V184L142 183V182H144L145 183V180H143L142 179V176H141V174L138 172V170H137ZM167 169H170V168H167ZM166 169V170H167ZM210 169V168H209ZM33 170V169H32ZM118 170V169H117ZM160 170V172L162 173V172H165V171H162V170H165V168H163V166H162V168L161 169H159ZM36 171V170H35ZM73 171V170H72ZM106 172H108V170L106 169L105 170ZM104 171V172H105ZM111 171H113V170H111ZM110 171V172H111ZM120 171V170H119ZM123 171V170H122ZM170 171V170H169ZM171 171H174V170H172V168H171ZM43 172V171H42ZM73 172H76V171H73ZM120 173V172H119ZM122 173V172H121ZM142 174H145L146 173V170H142V172H141ZM6 174V173H5ZM74 174V173H73ZM109 174V173H108ZM116 173H112L111 174V176L113 175H115ZM167 174V173H166ZM203 174H205L204 176H203V179L201 178V179H196V178H194V177H192L191 179H190V181H189V183H188V188L187 187H185V188H181V189H178V190H176L175 189V187L177 188V187H180L177 183H176V178H168V177H170V175L169 176H167V179H164V177H160L159 179H160V184L159 185H154V186H156V188L157 189H161V190H159V191H153V193H151V195H147V196H145V197H148V196H155L156 198H159V200H161V202H162V204L160 205V206H156V207H154V208H150V207H141V208H137V209H134V210H132L131 211V213H132V215H135V214H137L138 212H152V211H156V210H161V211H158V212H160V213H158V214H160L161 215V213H167V212H175V211H180V210H178V208L175 206V205H169V204H171V203H168L171 199H179V196H182V195H185V194H187V192H188V190L189 189H191V190H193L194 188L196 189V187H197V185H199L200 183H202V182H204L206 179H204V178H210V176H211V172H204ZM222 174V173H221ZM33 175H35V172H33ZM71 175V174H70ZM101 175V174H100ZM117 175V174H116ZM116 175H115V178H116ZM123 175V174H122ZM174 175V174H173ZM76 176V175H75ZM96 176V177H97ZM102 176V175H101ZM104 176V175H103ZM108 176V175H107ZM112 176V177H113ZM118 176V175H117ZM36 177V176H35ZM62 177H64V176H62ZM105 177V176H104ZM111 177V178H112ZM174 177V176H173ZM264 177V176H263ZM13 178V177H12ZM55 178V177H54ZM58 178V177H57ZM56 178V179H57ZM86 178H88V177H86ZM117 178H119V177H117ZM162 178V179H161ZM207 178V179H208ZM15 179V182H17V183H21V181H20V178H13V180ZM80 179V178H79ZM81 179H83V178H81ZM80 179V180H81ZM92 179V178H91ZM110 179V178H109ZM257 181H259L258 183H260V184H262L263 186H264V178H262V177H260L259 175H257ZM42 180V179H41ZM40 180V181H41ZM79 180V181H80ZM98 180V179H97ZM169 182H168V181ZM255 180V179H254ZM90 181V180H89ZM93 181V180H92ZM92 181H90V182H87V181H85V182H87V183H90V184H92L93 182ZM118 181V180H117ZM165 181H167L168 183H169V185H167V188H166V186H165ZM253 181V180H252ZM252 181H251V183H252ZM256 181V180H255ZM42 182V181H41ZM78 182V181H77ZM254 182V181H253ZM40 182L39 181H37V180H34V182H32V184H30V185H33V186H35L34 188H32L31 190H36V189H38V185L37 184H39ZM53 183V182H52ZM61 184H62V182H60ZM79 183V182H78ZM94 183H95V181H94ZM221 184H224L223 182H220ZM255 183V182H254ZM253 183V184H254ZM257 183V184H258ZM57 184H59V182L57 183ZM60 184V185H61ZM85 184V183H84ZM97 184V183H96ZM212 184H214V183H212ZM225 184H228V183H225ZM230 184H232V183H230ZM256 184V183H255ZM29 185V186H30ZM43 185V184H42ZM88 185V184H87ZM93 185V184H92ZM92 185L90 186L91 188H93L92 187ZM137 185V186H138ZM211 184H208L207 186H205L202 190H200L199 192H197L195 195H194V197L192 198V205H191V207H190V209H189V212H188V214H189V217L188 218H179V217H140V218H135V219H133V220H130V221H128V222H125V223H122V224H120V225H118V226H116L115 228H113V229H111V230H109L108 232H106L103 236H101L100 238H98L96 241H95V244H96V242H98V243H100L99 245L100 246H98L101 250H102V252L104 253V254H106V255H112V256H114V257H117L116 256V252H111L112 254H107V253H105L104 251H117L120 247H125V246H122V245H120V246H118L113 240H115V237L117 236V238L121 241V242H124V241H127V240H129V239H131V238H134V240H136L137 239V237H138V235L141 233V226L143 227V228H146V230L148 229V230H150V233H151V235H153V236H157V235H160L163 239H165L167 236H168V234H165L164 232H163V230H165V231H170L171 232V234L172 233H174V232H176L177 230H179V231H183V227L182 228H179L180 227V225H182V224H187V223H189V222H191V221H193V222H195L196 224H199V225H202V223L200 222V221H206V220H212V219H215V218H217L218 216H220V215H222V214H224V213H228V212H230V211H233V210H230V211H225V212H223L222 214H219L218 216H216V217H214V218H212V219H205V218H203L202 216H200V217H196V216H190V210H191V208H193V206H194V198L197 196V197H200L201 199L203 198V196H204V194H203V191L205 190V188L206 187H209ZM259 185V184H258ZM258 185H257V187H258ZM154 186H147L146 188H152V187H154ZM49 187V186H48ZM62 187V186H61ZM63 187H64V185H63ZM194 187V188H193ZM259 187H261V185L259 186ZM258 187V188H259ZM65 188V187H64ZM99 188H101V187H99ZM113 188V187H112ZM145 188V187H144ZM163 188L164 189H166L165 191L163 190ZM44 189V188H43ZM63 189V188H62ZM69 189V188H68ZM75 189H78V188H75ZM194 189V190H195ZM257 189V188H256ZM50 190V189H49ZM60 191L61 189H57V191ZM82 190V189H81ZM97 190V189H96ZM148 190V189H147ZM151 190V189H150ZM152 190H154V188L152 189ZM174 190H176V191H178V192H175ZM18 191V190H17ZM59 191H58V193H59ZM78 191H80V190H78ZM121 192H117V190H116V192H115V195H117V196H120L122 199L126 196V195H128V196H130V197H134V196H139L140 194H143V192H142V190H140L141 191V193H139V194H136V193H134V191H131V192H127V191H124V189H122V190H120ZM128 191H130V190H128ZM145 191V190H144ZM163 191V192H162ZM8 192H10V191H8ZM53 192V191H52ZM69 190H61L60 191V196H61V198H67V195L69 194ZM84 192V191H83ZM90 192V191H89ZM92 192V191H91ZM180 192V193H179ZM55 193V195L54 196H57V194H56V192H54ZM80 193V192H79ZM97 193V192H96ZM102 193H104V190L102 191ZM150 193V192H149ZM75 194V193H74ZM82 194V193H81ZM81 194H77L76 193V199H74L73 200V202H71V201H69V200H60V199H58L57 197V199L59 200V201H57V200H55L56 198L54 197V202H52L53 201V197H50L52 194L50 193L49 195H48V200L49 201H51L52 203H54V204H51L50 202L48 203L49 204V207H50V209L51 210H54V211H56V209L58 210V209H66V208H69L70 206L72 207H76V208H82V207H84V206H82L81 205V203L79 202L84 196H82ZM156 194V195H155ZM92 195V194H91ZM158 195V196H157ZM186 196V195H185ZM2 198L0 199V202H1V204L3 205V206H6V207H8V208H19V209H22V208H24V209H29V208H32V206H33V204H34V201H36V198H35V196H32V197H29V199L28 200H24V202H19V201H17L18 199H19V197H17L16 195L14 196V198H15V200L14 199H12L11 197L12 196H10V195H7L6 193L4 194V195H2L1 196ZM78 197V198H77ZM21 198V197H20ZM23 198V197H22ZM27 198H28V196H27ZM90 198V197H89ZM68 199H70V198H68ZM181 201V200H180ZM19 202V203H18ZM174 202V201H173ZM16 203H18V204H16ZM83 204V203H82ZM89 204V205H88ZM88 204H86V206H91V204H90V202L88 203ZM183 205H186V204H183ZM1 206V205H0ZM162 206L164 207V208H168V211H165V210H163V208H162ZM178 206V205H177ZM252 206V205H251ZM34 208H35V206H33ZM182 207V206H181ZM185 208H187V207H185ZM155 209V210H154ZM30 210V209H29ZM183 210V209H182ZM187 210V209H186ZM234 210H236V209H234ZM27 211V210H26ZM32 211V210H31ZM182 212H180V214H181ZM139 214H141V213H139ZM155 214V213H154ZM157 214V215H158ZM167 215V214H166ZM231 215V214H230ZM14 216V215H13ZM129 218V217H128ZM259 218V217H258ZM129 220V219H128ZM199 220V221H198ZM233 221H235V220H233ZM260 221V220H259ZM31 222V223H30ZM30 222H28L27 224H28V231H26V232H30V231H32L31 229V227H29V226H33V220H31ZM234 223H236V222H234ZM26 224V223H25ZM136 224H139L140 226V228H138L137 226H136ZM11 225V224H10ZM81 228V227H80ZM260 229V228H259ZM152 231H153V233H152ZM17 232V231H16ZM20 232V231H19ZM126 232V233H125ZM32 233V232H31ZM30 233V234H31ZM34 234V233H33ZM21 235V234H20ZM126 235V236H125ZM201 235H202V231H201ZM200 235V236H201ZM11 236V235H10ZM200 236H198L197 237V239H194V240H192V241H190V243H188V244H186V245H184V246H182L180 249H179V252H178V254H179V256H180V251L183 249V248H185L186 246H189L190 244H192V243H194V242H196L199 238H200ZM22 237V236H21ZM39 237V236H38ZM10 238V237H9ZM17 238V237H16ZM34 239V238H33ZM36 239V238H35ZM50 240H52V239H50ZM31 241H32V239H27V244H28V246L31 248V246L33 245V241H32V243H31ZM116 241V240H115ZM204 241V240H203ZM25 245H27L26 243H24ZM49 244L51 245L52 244V242H49ZM27 246V247H28ZM97 246V245H96ZM26 247V248H27ZM35 247V246H34ZM33 247V248H34ZM90 247V246H89ZM85 248V247H84ZM86 248H88V246L86 247ZM35 249V248H34ZM36 249H37V247H36ZM44 249V248H43ZM25 250V249H24ZM33 249H31V251H32ZM91 250V249H90ZM93 250V249H92ZM9 251V250H8ZM36 251V250H35ZM46 251V250H45ZM43 252V251H42ZM50 252V251H49ZM168 252H170V253H173L172 251H163L162 253L163 254H166V253H168ZM14 253V252H13ZM97 253V252H96ZM161 253V254H162ZM114 254V255H113ZM8 256H9V254H7ZM43 255V254H42ZM13 256V255H12ZM4 257H5V255H4ZM44 257H45V254H44ZM160 257V256H159ZM165 257V256H164ZM181 257V256H180ZM107 258H109V257H107ZM112 258V257H111ZM117 258H120V257H117ZM163 258V257H162ZM165 258H168V257H165ZM165 258H163L162 260L164 261V259ZM110 259V258H109ZM121 259H124V258H121ZM156 259H158V258H156ZM156 259H146V260H141V259H128V260H136V261H148V260H151V261H153V260H156ZM175 259V258H174ZM176 261H178V262H180L181 264H187L186 262H185V260L181 257V259L180 260H177V259H175ZM160 261V260H159ZM168 261V260H167ZM159 262H155V263H149V264H158ZM163 263V262H162ZM166 264V263H165Z\"/></svg>",
	"mask_w": 264,
	"mask_h": 264
},
{
	"label": "water",
	"instance_id": "3",
	"mask_svg": "<svg viewBox=\"0 0 264 264\" xmlns=\"http://www.w3.org/2000/svg\"><path fill=\"white\" fill-rule=\"evenodd\" d=\"M152 21L157 25L170 26L176 21L169 15H152ZM118 18L111 16L97 21L96 31L102 35L114 33L118 29ZM28 41L26 26L19 23H11L4 38V47L8 50L22 48ZM166 65L149 64L139 74L123 75L120 77V84L126 86L128 90L137 95H148V87L155 82L158 75L162 74ZM229 84L219 88L218 91L226 95L236 96H264V74L237 72L230 78ZM165 96L155 102L140 104L136 106L135 112L142 117L150 116L163 104ZM90 110L83 106L77 110L76 114L67 116L66 114H49L34 122L30 126H14L13 140L22 145L31 144L35 140L50 142L69 137V135L79 132V125L88 121ZM65 122L67 125H62ZM21 133V136H18ZM127 132H120L121 137L127 136ZM203 198L195 197L194 206L190 210V216L212 219L225 211L234 210L243 206L264 205V192H255L243 188L236 184L214 183L206 187L203 191ZM140 228L139 224H136ZM183 231L177 230L163 232L168 236L163 239L160 235L153 236L150 230L141 226V233L137 239L131 238L121 242L117 236L113 240L118 246L117 251H104L107 254L116 252V256L124 259H156L163 251H172L173 257L180 260L179 249L197 239L201 235V225L191 221L180 225ZM126 233V232H125ZM153 233V231H152ZM126 236V235H125ZM100 243L96 242L97 246ZM162 253V254H161ZM114 255V254H113Z\"/></svg>",
	"mask_w": 264,
	"mask_h": 264
}]
</instances>
